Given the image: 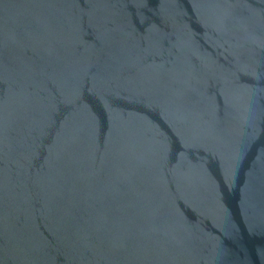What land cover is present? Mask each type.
Listing matches in <instances>:
<instances>
[{
  "label": "water",
  "instance_id": "95a60500",
  "mask_svg": "<svg viewBox=\"0 0 264 264\" xmlns=\"http://www.w3.org/2000/svg\"><path fill=\"white\" fill-rule=\"evenodd\" d=\"M0 264H264V0H0Z\"/></svg>",
  "mask_w": 264,
  "mask_h": 264
}]
</instances>
